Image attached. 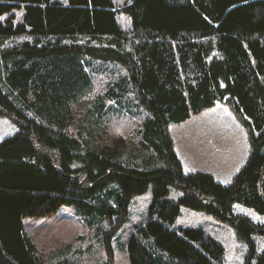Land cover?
Instances as JSON below:
<instances>
[{
  "label": "trees",
  "instance_id": "obj_1",
  "mask_svg": "<svg viewBox=\"0 0 264 264\" xmlns=\"http://www.w3.org/2000/svg\"><path fill=\"white\" fill-rule=\"evenodd\" d=\"M125 3L0 0V40L32 37L0 49V116L18 127L0 142V264L43 263L24 217L63 205L91 220L126 217L132 197L150 185L147 220L128 242L130 264L223 263L225 247L203 229L172 228L182 206L231 224L248 245L246 264H264L254 237L264 235V223L234 210L239 203L264 215V0ZM22 7L16 24L11 13ZM119 12L131 18L130 29ZM91 58L126 66L111 99L136 98L151 112L139 129L141 149L124 138L93 148L69 132L74 105L91 90L84 70ZM221 101L251 144L230 184L205 171L186 174L170 133ZM172 187L182 191L179 200L169 197Z\"/></svg>",
  "mask_w": 264,
  "mask_h": 264
},
{
  "label": "rangeland",
  "instance_id": "obj_2",
  "mask_svg": "<svg viewBox=\"0 0 264 264\" xmlns=\"http://www.w3.org/2000/svg\"><path fill=\"white\" fill-rule=\"evenodd\" d=\"M53 1L68 3V0ZM128 1L114 0V3L122 6ZM25 12L23 7L13 10L11 14L15 15L16 24L23 22ZM11 14L2 15L1 21L5 22ZM118 20L125 29L131 28V18L126 14L119 12ZM31 38L24 36L0 40V49ZM84 70L91 90L74 105V122L69 132L77 137L82 136L81 139H89L93 148L118 138H124L130 145L135 142L132 146H137L139 129L151 117V112L136 98L118 102L111 99L110 93L128 75L126 66L116 61L91 58L84 65ZM216 104L217 108L211 111ZM216 104L192 114L185 121L172 124L170 133L176 152L184 159L186 174L196 170L205 171L228 184L246 162L250 141L246 127L229 104L223 101ZM17 130L18 127L11 120L0 116V142ZM135 149H141V146ZM129 155L130 149H127L122 158L128 159ZM182 194L181 190L172 187L169 197L179 200ZM152 199L153 186L150 185L145 193L132 197L126 217L116 214L113 218L92 220L76 206L63 205L50 216L24 217V229L35 243L36 254L42 258V264H130L128 242L137 228L146 222ZM234 210L264 223V215L252 208L238 203ZM172 228H201L225 247L222 264H246L248 245L238 238L231 224L212 214L182 206L181 214ZM254 237L257 250L263 251L264 235L256 233Z\"/></svg>",
  "mask_w": 264,
  "mask_h": 264
},
{
  "label": "crops",
  "instance_id": "obj_3",
  "mask_svg": "<svg viewBox=\"0 0 264 264\" xmlns=\"http://www.w3.org/2000/svg\"><path fill=\"white\" fill-rule=\"evenodd\" d=\"M217 106H218V104H216V105H215L213 108H211L210 110H211V111H214V110L217 108ZM222 111H223V110H222ZM222 111H221V112H222ZM216 112H217V111H216ZM196 149H197V148H196ZM250 152H251V144H250ZM250 152H249V155H250ZM249 155H248V157H249ZM179 156H180V155H179ZM180 158H182V161H183V163H184V165H185V162H184L183 157L180 156ZM247 159H248V158H247ZM247 159H246V161H247ZM244 164H245V163H244ZM244 164H242L241 168L244 166ZM241 168H240V169H241ZM240 169L238 170V172L240 171ZM196 171H197V170H196ZM238 172H237V173H238ZM237 173H236V174H237ZM213 175H214V174H213ZM217 180H218V179H217ZM220 182H221V181H220ZM221 183H222V182H221ZM223 184H224V183H223ZM228 184H230V183H228Z\"/></svg>",
  "mask_w": 264,
  "mask_h": 264
}]
</instances>
